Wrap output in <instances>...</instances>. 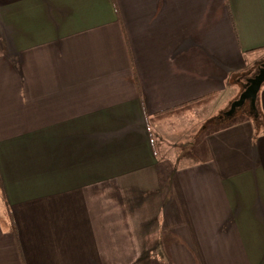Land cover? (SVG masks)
I'll use <instances>...</instances> for the list:
<instances>
[{
    "label": "crops",
    "instance_id": "1",
    "mask_svg": "<svg viewBox=\"0 0 264 264\" xmlns=\"http://www.w3.org/2000/svg\"><path fill=\"white\" fill-rule=\"evenodd\" d=\"M262 62L264 0H0V264H264V84L199 159L150 130Z\"/></svg>",
    "mask_w": 264,
    "mask_h": 264
},
{
    "label": "rangeland",
    "instance_id": "2",
    "mask_svg": "<svg viewBox=\"0 0 264 264\" xmlns=\"http://www.w3.org/2000/svg\"><path fill=\"white\" fill-rule=\"evenodd\" d=\"M258 71L259 68H255L242 75L243 84L254 77ZM236 96L225 94L222 98L200 102L180 112L154 119L150 123V130L161 153L168 154L170 159L175 162H177L179 154L184 151L190 153L184 155L183 161L199 159L202 150L211 142L214 132H218L214 138L223 139L224 136L230 138L232 133L237 132L236 128L231 132V127L246 119L248 114L253 117L256 111L251 101H247L238 107L233 115L228 118H226L227 115L221 117V114H225L229 110L232 100ZM256 104L259 106V99ZM226 120L229 122L228 125L219 128L220 121Z\"/></svg>",
    "mask_w": 264,
    "mask_h": 264
},
{
    "label": "trees",
    "instance_id": "3",
    "mask_svg": "<svg viewBox=\"0 0 264 264\" xmlns=\"http://www.w3.org/2000/svg\"><path fill=\"white\" fill-rule=\"evenodd\" d=\"M247 85H248V82L246 83L244 89L246 88ZM214 97L215 96H204L202 98H198V99H195V100H191V101L187 102L186 104H182V105L177 106L175 108H172L170 110H166L162 114H159L157 116H154L152 119H156L158 117L168 116V115H171V114H173L175 112H180L181 110H184V109H186L188 107H191L194 104H197V103H200V102L210 101L211 99H214ZM247 101H250V100H247ZM255 110L258 111V108H255ZM220 116L221 117L222 116H225V114L223 113ZM220 116H218V117H220ZM228 117L229 116H226V118H228ZM220 122H221V124H219L220 125L219 128L220 127H224V126L228 125V123H229L228 120H226V121H220ZM0 221L4 225L5 224H8V225H12L13 224L12 212H11V210L9 208L8 202L5 199V191H4V187H3V183H2L1 178H0Z\"/></svg>",
    "mask_w": 264,
    "mask_h": 264
},
{
    "label": "water",
    "instance_id": "4",
    "mask_svg": "<svg viewBox=\"0 0 264 264\" xmlns=\"http://www.w3.org/2000/svg\"><path fill=\"white\" fill-rule=\"evenodd\" d=\"M264 84V62L259 66L258 73L248 80V85L241 92L240 96L233 100L229 110L225 112V115L231 116L235 113L236 109L245 104L247 100H250L253 108H257V98L261 87Z\"/></svg>",
    "mask_w": 264,
    "mask_h": 264
}]
</instances>
